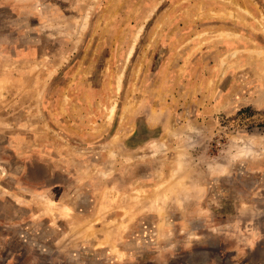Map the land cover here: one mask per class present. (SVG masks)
Returning a JSON list of instances; mask_svg holds the SVG:
<instances>
[{
	"label": "rangeland",
	"instance_id": "1",
	"mask_svg": "<svg viewBox=\"0 0 264 264\" xmlns=\"http://www.w3.org/2000/svg\"><path fill=\"white\" fill-rule=\"evenodd\" d=\"M0 264H264V0H0Z\"/></svg>",
	"mask_w": 264,
	"mask_h": 264
},
{
	"label": "bare ground",
	"instance_id": "2",
	"mask_svg": "<svg viewBox=\"0 0 264 264\" xmlns=\"http://www.w3.org/2000/svg\"><path fill=\"white\" fill-rule=\"evenodd\" d=\"M242 153V152H241Z\"/></svg>",
	"mask_w": 264,
	"mask_h": 264
}]
</instances>
